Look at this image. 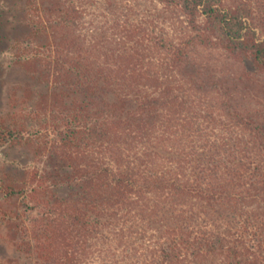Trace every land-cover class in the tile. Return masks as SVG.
<instances>
[{
    "label": "trees",
    "instance_id": "16d2710c",
    "mask_svg": "<svg viewBox=\"0 0 264 264\" xmlns=\"http://www.w3.org/2000/svg\"><path fill=\"white\" fill-rule=\"evenodd\" d=\"M42 1L20 63L69 191L5 174L10 238L39 264H264V0Z\"/></svg>",
    "mask_w": 264,
    "mask_h": 264
},
{
    "label": "rangeland",
    "instance_id": "374dc122",
    "mask_svg": "<svg viewBox=\"0 0 264 264\" xmlns=\"http://www.w3.org/2000/svg\"><path fill=\"white\" fill-rule=\"evenodd\" d=\"M46 3L43 0L41 5ZM27 14L26 0H0V124L9 133L6 141L0 144V181L5 174L18 180L34 168L44 169L51 191L62 197L69 188L52 175V161L45 154H33L37 143L43 138L50 141L53 137L50 131L45 132L46 136L43 134L41 125L48 123L47 116H37L33 111L39 95L52 87L37 81L35 74L24 69L20 63L35 52L32 39L27 37ZM66 93L67 102L71 93ZM18 201L10 199L7 202L0 193L2 207L17 204ZM4 219L0 213V264H39L34 254L25 251L22 245L25 239L21 235L10 238Z\"/></svg>",
    "mask_w": 264,
    "mask_h": 264
}]
</instances>
